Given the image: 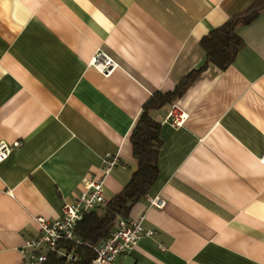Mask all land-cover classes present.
<instances>
[{
    "label": "crops",
    "instance_id": "crops-1",
    "mask_svg": "<svg viewBox=\"0 0 264 264\" xmlns=\"http://www.w3.org/2000/svg\"><path fill=\"white\" fill-rule=\"evenodd\" d=\"M256 1L0 0V141L19 143L0 163V264L22 263L36 218L59 219L106 154L121 164L104 197L122 190L144 104L201 66L209 30ZM236 32L231 65L208 64L181 97L148 110L158 174L129 217L154 234L116 264H264V11ZM97 52L114 62L107 76L88 68ZM173 104L178 127L166 121Z\"/></svg>",
    "mask_w": 264,
    "mask_h": 264
},
{
    "label": "trees",
    "instance_id": "trees-1",
    "mask_svg": "<svg viewBox=\"0 0 264 264\" xmlns=\"http://www.w3.org/2000/svg\"><path fill=\"white\" fill-rule=\"evenodd\" d=\"M260 11H264V0H257L243 12L209 30L201 40L205 50L204 63L187 73L172 91L156 92L144 104L130 135L133 156L136 159L130 179L104 205L83 215L74 226L72 239L58 242V249L71 253L75 259L68 261L63 256L48 253L47 264H89L95 255V248L110 235L120 219L129 217L132 207L146 196L158 174L157 157L161 145L159 123L151 118L148 110L158 108L164 103H173L181 97L208 64L220 69L231 65L242 47L236 29L251 22Z\"/></svg>",
    "mask_w": 264,
    "mask_h": 264
},
{
    "label": "built area",
    "instance_id": "built-area-1",
    "mask_svg": "<svg viewBox=\"0 0 264 264\" xmlns=\"http://www.w3.org/2000/svg\"><path fill=\"white\" fill-rule=\"evenodd\" d=\"M88 68L107 76L114 70L115 66L110 57L102 52H97L88 62ZM184 118V113L173 104L166 121L172 126L178 127ZM18 145V142L9 144L1 140L0 163ZM260 161L264 163V155L260 157ZM119 164L121 163L118 156L106 154L100 164L101 176L99 178H86L82 181L81 190L77 197L73 202L65 203L62 206V214L59 219L48 221L43 217L36 218L39 234L25 240L21 249L23 258L21 264H43L47 260L48 253L58 254L68 261L75 259L71 253H64L58 249V242L62 239H72L74 226L83 215L106 203L104 178L113 167ZM149 202L150 205L158 209L165 206V200L160 196L150 198ZM142 221L143 216L120 219L110 235L95 248V255L89 264H116L117 258L132 250L140 238L152 236L154 231L145 228Z\"/></svg>",
    "mask_w": 264,
    "mask_h": 264
}]
</instances>
